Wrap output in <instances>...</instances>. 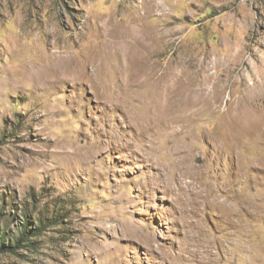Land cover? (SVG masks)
<instances>
[{
	"label": "rangeland",
	"instance_id": "1",
	"mask_svg": "<svg viewBox=\"0 0 264 264\" xmlns=\"http://www.w3.org/2000/svg\"><path fill=\"white\" fill-rule=\"evenodd\" d=\"M0 217V264H264V0H0Z\"/></svg>",
	"mask_w": 264,
	"mask_h": 264
},
{
	"label": "trees",
	"instance_id": "2",
	"mask_svg": "<svg viewBox=\"0 0 264 264\" xmlns=\"http://www.w3.org/2000/svg\"><path fill=\"white\" fill-rule=\"evenodd\" d=\"M0 219H3L0 217ZM41 223L37 229H32V225L20 226L16 238L9 236L7 231L1 225L0 220V257L18 256V252L24 249L26 243H30V239L37 238L42 231Z\"/></svg>",
	"mask_w": 264,
	"mask_h": 264
},
{
	"label": "bare ground",
	"instance_id": "3",
	"mask_svg": "<svg viewBox=\"0 0 264 264\" xmlns=\"http://www.w3.org/2000/svg\"><path fill=\"white\" fill-rule=\"evenodd\" d=\"M129 41V40H128ZM130 42V41H129ZM132 42V41H131ZM133 46H136L135 44H133ZM132 47V46H131ZM145 48H147V47H145ZM137 52V51H136ZM143 52V53H142ZM141 54H143L142 56H144V55H147V53H146V51L142 48L141 49ZM146 61V60H145ZM144 61V62H145ZM142 62V61H141ZM142 65V64H141ZM142 67H143V65H142ZM157 75V74H156ZM160 77V76H159ZM158 77V78H159ZM162 78V77H161ZM209 80V79H208ZM208 83V82H207ZM205 84V83H204ZM203 84V86H205V88H203V89H199L198 90V92H201V93H205L206 95H208L209 93H208V90H207V87H208V85H204ZM202 85V84H201ZM168 93H169V91H168ZM174 93V92H173ZM176 94H179V93H176ZM165 109L166 108H168V105H166L165 107H164ZM163 109V108H162ZM157 112H159V111H157ZM159 114H160V112H159ZM186 117V116H185ZM177 118V117H176ZM180 118V117H179ZM186 119V118H185ZM188 119H190V118H188ZM187 121V120H186ZM157 122H159L158 120H157ZM251 125V124H250ZM259 126H257V125H255V127H254V129H257Z\"/></svg>",
	"mask_w": 264,
	"mask_h": 264
}]
</instances>
